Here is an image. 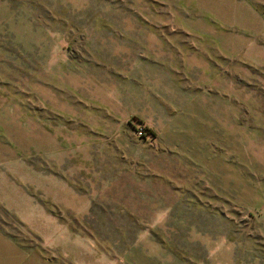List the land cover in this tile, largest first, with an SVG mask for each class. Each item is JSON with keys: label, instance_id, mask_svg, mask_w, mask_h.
Wrapping results in <instances>:
<instances>
[{"label": "rangeland", "instance_id": "rangeland-1", "mask_svg": "<svg viewBox=\"0 0 264 264\" xmlns=\"http://www.w3.org/2000/svg\"><path fill=\"white\" fill-rule=\"evenodd\" d=\"M102 47L137 54L122 86ZM0 230L57 264H264V0H0Z\"/></svg>", "mask_w": 264, "mask_h": 264}, {"label": "crops", "instance_id": "crops-1", "mask_svg": "<svg viewBox=\"0 0 264 264\" xmlns=\"http://www.w3.org/2000/svg\"><path fill=\"white\" fill-rule=\"evenodd\" d=\"M125 51H132V50L128 48L123 50L122 48H111V47L103 48L102 47V59L99 61L102 63V72L103 71L108 72L110 76L116 75L115 72H117L118 75L122 76L124 72L122 64L124 62L135 61V63H137V61L139 60L137 54L133 56L132 55L133 53H130V56H124V55L129 54V53H126ZM233 53L234 52H231V54ZM148 60L151 61V58H148ZM169 66L171 67L170 60H169V63L167 64V68H169ZM163 72L166 73V71H163ZM178 73H181V72H178ZM115 78H117V81L122 86V78L114 76V80ZM111 84L114 85L115 83L112 82ZM121 86H117V87H121ZM198 87L201 88V86L199 85ZM147 88H148V99H147L148 113L150 112L154 113L156 111L157 112L167 111L166 98H165L166 95H165L164 88H161L159 83L156 84L154 82H149L147 84ZM212 90L210 89L211 95L214 94L212 93ZM53 94H54L53 91L49 92L48 98L45 99L46 105L50 104L51 108H53L54 104L56 103L55 102L56 100L54 99ZM218 95L214 94L212 96L213 97L216 96L215 98L218 100L217 98ZM217 100L215 102H217ZM223 101H226V100H223ZM41 103H42V98H41ZM59 104H62V102ZM186 104H187V101L183 102L180 108H182L183 110V108H186L187 106ZM196 112L200 114L202 113L200 111H196ZM202 115L203 114H201V116ZM38 117H39L38 120L40 121L39 122L40 130L42 134L43 125L41 121V116H38ZM0 264H57V263H55L54 261L50 259L44 258L39 252H37L34 249L28 250L26 247L16 242L11 236L7 235L2 230H0Z\"/></svg>", "mask_w": 264, "mask_h": 264}, {"label": "built area", "instance_id": "built-area-1", "mask_svg": "<svg viewBox=\"0 0 264 264\" xmlns=\"http://www.w3.org/2000/svg\"><path fill=\"white\" fill-rule=\"evenodd\" d=\"M138 134L141 136L145 135V130L143 126L138 127Z\"/></svg>", "mask_w": 264, "mask_h": 264}]
</instances>
